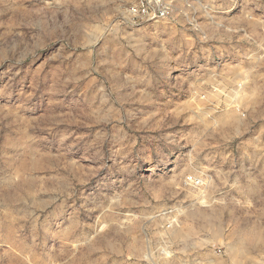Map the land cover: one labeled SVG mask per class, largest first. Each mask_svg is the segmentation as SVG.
<instances>
[{"label": "rangeland", "instance_id": "374dc122", "mask_svg": "<svg viewBox=\"0 0 264 264\" xmlns=\"http://www.w3.org/2000/svg\"><path fill=\"white\" fill-rule=\"evenodd\" d=\"M0 0V264H264V0Z\"/></svg>", "mask_w": 264, "mask_h": 264}, {"label": "built area", "instance_id": "2783aa9c", "mask_svg": "<svg viewBox=\"0 0 264 264\" xmlns=\"http://www.w3.org/2000/svg\"><path fill=\"white\" fill-rule=\"evenodd\" d=\"M176 0H135L131 14L135 20L158 21L167 19L173 12Z\"/></svg>", "mask_w": 264, "mask_h": 264}]
</instances>
